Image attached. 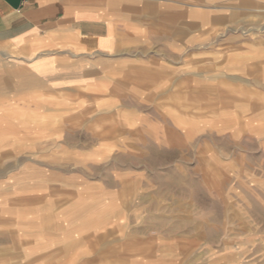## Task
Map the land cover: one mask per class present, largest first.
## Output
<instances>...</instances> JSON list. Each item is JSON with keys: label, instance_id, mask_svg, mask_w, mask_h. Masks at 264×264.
I'll use <instances>...</instances> for the list:
<instances>
[{"label": "rangeland", "instance_id": "374dc122", "mask_svg": "<svg viewBox=\"0 0 264 264\" xmlns=\"http://www.w3.org/2000/svg\"><path fill=\"white\" fill-rule=\"evenodd\" d=\"M130 4L180 28L145 20L102 88L5 72L18 171L50 194L51 239L26 264H264V0Z\"/></svg>", "mask_w": 264, "mask_h": 264}, {"label": "crops", "instance_id": "0c3cea01", "mask_svg": "<svg viewBox=\"0 0 264 264\" xmlns=\"http://www.w3.org/2000/svg\"><path fill=\"white\" fill-rule=\"evenodd\" d=\"M132 1L143 0H0V95L8 83L20 84L5 74L9 68L28 73L27 77L54 92L99 88L114 72L119 56L129 50L126 36L139 33L145 20L165 24L173 33L180 28L176 14L152 5L149 12L147 5L136 10ZM192 47L189 42L176 45ZM17 109L12 101L0 103V117L10 113L13 118L20 112ZM18 128L17 119L0 122V264H26L40 257L42 253L36 252L51 239L50 227L44 225L47 215L42 214L50 208V194L45 195L44 186L35 180L37 175L18 171L19 155L27 151L19 146ZM9 130L11 134L6 135ZM31 154L28 160L37 159L35 152ZM20 183L26 185L21 193ZM88 188L92 186H84ZM19 210H26L22 219H17ZM64 212L57 214L58 219H65L61 218ZM86 214L82 218L99 212Z\"/></svg>", "mask_w": 264, "mask_h": 264}, {"label": "bare ground", "instance_id": "6f19581e", "mask_svg": "<svg viewBox=\"0 0 264 264\" xmlns=\"http://www.w3.org/2000/svg\"><path fill=\"white\" fill-rule=\"evenodd\" d=\"M13 72H14V70H13ZM13 74V73H12ZM14 77H17V75L16 76H14ZM24 82V84H26V85H28V86H30V85H33L34 84V81L33 80H31L30 78H26V79H24L23 80ZM37 85V84H36Z\"/></svg>", "mask_w": 264, "mask_h": 264}]
</instances>
